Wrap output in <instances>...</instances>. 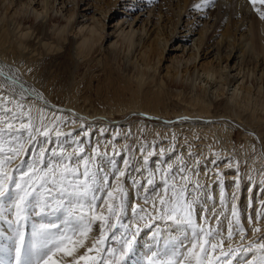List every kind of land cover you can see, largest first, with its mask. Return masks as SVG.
<instances>
[{
    "label": "snow or ice",
    "instance_id": "snow-or-ice-1",
    "mask_svg": "<svg viewBox=\"0 0 264 264\" xmlns=\"http://www.w3.org/2000/svg\"><path fill=\"white\" fill-rule=\"evenodd\" d=\"M249 2L264 19V11L255 7L264 0ZM213 3L202 0L194 6L204 9ZM0 78V222L6 226L0 227V264H233L238 253L254 249L260 257L253 264H264V243L232 246L234 236L243 241L247 230L235 192L229 205L223 172L215 173L221 210L206 206L207 199L215 198L194 178L203 164L193 161L198 154L189 151L188 160L160 161L152 170L151 158L175 147L156 151L155 145L146 150L141 144L143 164L137 168L124 158L121 167L116 156L122 152L113 146L109 156L99 145L87 151L79 134L62 130L76 120L59 109L50 113L42 93L14 72L0 67ZM32 100L44 106L36 108ZM128 150L126 145L123 151ZM213 155L209 163L215 166L222 157ZM226 167L239 173L240 162ZM128 177L134 197L125 186ZM233 183L238 191L239 175ZM149 203L151 211L144 206ZM255 215L251 231L260 233L264 200ZM145 230L151 232V243L143 241Z\"/></svg>",
    "mask_w": 264,
    "mask_h": 264
},
{
    "label": "bare ground",
    "instance_id": "bare-ground-1",
    "mask_svg": "<svg viewBox=\"0 0 264 264\" xmlns=\"http://www.w3.org/2000/svg\"><path fill=\"white\" fill-rule=\"evenodd\" d=\"M30 1L31 0H25V2L22 3L24 5L25 4L30 5ZM108 1L109 3L111 2V0ZM7 2L11 3V0ZM51 2L52 0H40L41 8L40 7H39L40 9L34 8L35 9L34 15L33 16L31 15V17L25 15L21 16L23 15L22 12L17 11V13H21V15L18 14L19 17H17L18 16L17 15L15 16V18H13L14 16L11 17L9 21L6 18L7 17L6 13L1 14L0 12V67H3L4 71L10 72V74L14 72L20 78V80L26 84L27 87L32 89L34 87L35 90L42 93V95L45 93V91H49L50 89H54V88H61L63 87L64 84V83L60 84L58 82H57L58 84H55L56 82L53 78L43 77V71L49 65V60H48L49 57L51 56L53 57L52 59L50 58V62L53 61L58 64L61 63L62 64L61 66L70 65V62L73 59L72 54H75V56L78 57L79 59L83 58L85 60L97 49V47L94 46L93 44H95L94 42L97 39H100L102 33L99 29L102 26L100 27L97 26L95 22L92 24L89 23L88 25L85 23L79 24V22L75 18H73L75 12L74 7L71 9V11L68 14L64 15L65 19L64 21H62L60 15L56 16L55 13L57 10L53 9L54 3L52 4ZM61 2H64V0H61ZM72 3L76 4L77 6L79 4L78 0H72ZM183 3L188 7L190 6V1L188 2V0H183ZM255 7L260 8L261 11H264V5H261L259 2H257ZM209 8H213L212 12H214L210 15L212 19V23H211L212 25L221 22L224 19V15H227V20L229 18V22H227V26L223 28V31L221 33V40L219 41V43L216 44V47L214 48L215 49L214 54L216 55V58L218 59L219 62L224 61L225 63L229 62L230 64V62L232 61L236 62L237 60V64L239 66L237 67V71L238 74L241 73V81L238 88H240L244 92L243 95L241 96V98L243 99L242 102L239 101L238 99L237 102L236 99H234L237 98L238 96L237 93H234L236 89L238 90V88L235 87L233 89L234 94H231L230 100L231 101L234 100L238 104H241L242 106L240 105L238 106L240 107L239 109L241 108L244 109L246 106H249V104H251V102L253 101L254 103L257 102L256 104H258L260 103L261 100V104L264 105V77L263 75L260 74L257 77V79L260 78L258 81L256 80V78L255 81H252V78H254L252 76L253 69L250 71L249 67H246L250 62L254 64L253 61H255L254 66H256V59H254L256 56H258L257 58L260 61V64L264 65V42L262 41L263 38L260 35L261 34L260 31L264 29L263 28L264 21L261 19L260 14L255 10V8L249 2V0H214V3L210 5ZM5 9L7 10V8ZM110 10L111 9L109 8L107 10L101 9L102 11L101 13L103 12L106 13ZM14 12L15 10L13 11L12 15L15 14ZM80 14H82V12ZM178 14H180V10ZM39 15H41L40 17L41 19L36 21L35 19L39 18ZM11 20H14V22H12L13 26L10 28L9 25ZM177 20H178V15L175 23L177 22ZM240 20H242L241 24L245 22L248 23V24L246 23L248 25V29H246L248 30V33L244 35L242 32L241 34L244 35V37L238 39L236 45H234L235 44L233 43L234 41L230 42L228 40L229 38L226 37L228 35L230 36L231 30L236 29L237 22ZM96 22L97 24L98 22L102 23L103 19L99 17L97 18ZM51 27H53L52 32L49 31ZM70 28L74 30L76 28V31L74 33L79 34L77 39L72 38L73 36L67 33V31L70 30L72 32L74 31ZM134 32L135 30L133 29L127 31L121 29L118 32L119 35L118 40H121L120 42H122V44L128 48L131 45H134L135 43ZM234 33L232 32V34ZM118 40H115L113 44H115L116 41ZM208 40H209V35H204L203 33L199 34V38L197 39L198 42L197 47L199 48L202 45V47L199 48L202 53L204 50L203 47L205 46L206 43H208ZM219 44L220 45L222 44V46L224 45V49H226L223 51L225 54L224 56L221 55V47L219 46ZM207 45L208 44H206V46ZM151 48H148V51L153 50V48L152 49ZM72 50H74V52ZM146 51L147 50H144L141 54L142 64L145 66L149 64L148 55L145 53ZM103 60L104 63L109 62L106 54ZM157 60L159 61V58L156 59V61ZM227 63L225 65H227ZM244 65H246L245 66L246 70ZM186 70L187 69H185V71ZM146 72L143 70L137 71V73H135V78L137 79V83L134 84L128 78L124 79V81L123 80L117 81L118 84L117 83L116 84L118 85V89L117 91H115V94L112 95L111 98L113 99L110 98L108 100L109 102L108 105H106L105 109H92V111H88V109H86L83 104L80 105L79 103H76L78 95L75 94H71L72 96L70 95L71 97L66 107H57V108L52 107V105H50L45 98L44 101L47 102L50 113L55 112L57 109H59L62 110L63 115L72 117L73 119L76 120L75 123L69 122L62 129L63 131L68 132L69 128L79 127L81 124H83L85 128L83 134H81L82 131L79 130L75 132L74 136L77 134H79L80 136H84L85 132H89L90 130H93L95 132L94 133L95 137L93 141H91L93 143L92 146H96V144L98 143V145L100 146V150L101 151L106 150L109 156L113 154V146L117 151L122 152V155H120L121 157L119 164L121 167H123L122 160L124 158H127V151H123V150L126 146L127 143L126 139H128L127 137L129 134L127 132L129 130L128 123L125 122L123 123L122 122L123 120L120 118H118L117 120L108 121L107 118L105 117L110 114L111 116L115 113L119 114V112L125 110H129L128 112H132V111H142L141 113L146 112L145 115L147 113L157 115L160 113L164 114L166 112L165 109L164 110L161 109V106L165 104L163 88L157 85L156 79L153 77V75L150 76V79H148L147 82H144L143 75H145ZM201 73L202 75L205 76V80H209L213 78L212 81L214 83V86L216 82L219 81V80L218 81L214 80V78L217 76H218L217 78H221L219 76H222L223 78V82L219 81V84L220 83L231 84L233 80L229 78L227 74H225V76L223 77L219 69L207 65H201ZM22 76H30L31 78L43 77L44 81L43 80L42 81L44 83L42 82L43 84L40 85L41 87L37 88L36 85L33 86L32 84L26 83ZM189 76H190L189 78L190 80L182 85L183 86L182 89L179 88L182 91L180 90L179 92L174 93V96L179 95L180 96L179 99L183 102L181 105L178 106V111L177 109L175 110L172 109V112L175 115L181 113L177 117L179 118L182 117V118L178 119V121L174 124L165 125L166 127H164V130L160 132L157 138L158 140L156 141L155 149L159 150V148L169 149L175 147V151L168 153L170 154V156L168 160H165L168 163H173L177 156H183L185 160H188L189 151L198 154L193 158V161L195 159H199L203 161V164L199 169V176L195 177V174L193 175L194 178L199 180V182L205 183V185L204 183L203 185L206 186L204 191L207 193V196L215 198L214 199L215 203L210 202L208 201L209 199H207L206 204L209 203L207 205L210 209L212 207H215L217 213H219V211L221 210V206L220 204L215 205L216 202L219 201V192H220V186L217 183H215L216 181L215 173L217 171L222 172L224 169H228L226 167V164L228 162L239 161L240 162L239 173H237L236 170L234 169H230L225 177L227 183H225L224 188L229 195V205H230L232 202L231 194L235 192L236 197H238L237 196L238 192L235 188V184L233 183V181L236 180L238 175L242 177L243 176L252 177L251 181H249L250 183L248 188L246 185L247 190L242 192L241 204L245 202L248 205L249 193H251L249 192V187L251 186V183L257 182L259 185L261 184L259 182L261 181L260 178L264 179V147L259 149L258 144L257 145L252 144L253 136L251 134L252 131H250L252 128H256L257 131L260 132V135L258 136L261 138V140H263L264 114L262 113L255 114V109L251 107L252 110H250V113L245 114L247 120L243 119L241 115L244 111L239 109L238 110L234 109L232 107L233 106L232 102L228 101V99L218 100L215 102L212 101L211 98L207 99L204 91H197V90L194 91V89L192 90L191 85L193 86L192 81L195 78V74L193 72L192 73L189 72ZM2 79L3 78H0V80ZM247 80H250V83L252 84L251 86H253L254 88L253 91H256L257 93H261L260 97L253 99L252 94L254 92L253 93L251 92L252 87L249 85L246 86L244 84ZM142 81L143 83H146L144 87L141 86ZM152 85L156 86L157 89L154 90L151 87ZM215 87H217V85ZM220 87H221L220 89H222L223 85ZM17 90L19 91V89ZM119 90H121L122 93H127L128 98H126V101L119 100L122 97L121 91ZM125 95L126 94H124L123 96L125 97ZM118 96H120V98H118ZM44 101L32 100L31 103H33L34 106L38 108L44 106ZM263 108L264 107H262L261 110H264ZM93 115L99 116L98 118L101 119H106L108 122L88 121L87 119H91ZM146 117H148V115ZM187 117H191L194 119L186 120ZM226 118H229L230 119L229 121L232 122L229 123ZM116 121L118 122L115 123ZM233 121L234 123L242 124V125L244 124L243 126H245L243 132V137H244L243 144L241 149L238 151H235V148L237 147L238 144L236 143L237 139L235 140L234 138V135L236 134L237 130L234 131L233 124H231L233 123ZM147 124H146L147 126L146 129H148L149 128L148 126H150L149 123ZM131 125H132L131 128L136 131L137 128L135 127V125H133V123ZM139 126L138 128H140ZM156 127L159 128L160 126L158 125ZM173 136H175L174 140H173ZM84 140L86 142V139ZM141 144L143 143H140L137 148V153L140 154L139 157L141 158L139 160L135 158V161L138 162L135 163L134 166L137 168L142 165L141 152L138 150ZM105 145H107V149H104ZM150 146H152L150 142L147 143V145H144L146 150H152ZM213 153H218L220 157H222V159L218 160L219 162H223L221 165L216 164L215 166H213L211 163H209L210 160L215 158ZM236 153H238V155ZM193 161H189V163H192ZM156 162L157 160H155V163ZM148 168L154 170L155 166L152 165ZM130 178L128 179L129 182L127 181L128 184H126L125 182V186L128 187L131 196L134 197L135 190L132 191L131 188H129V185L131 183ZM211 185H213L214 187L213 191H212L213 187L212 188L210 187ZM256 195L257 196H255L254 198L255 201L252 207L253 210L251 212L249 210L250 214L249 213L247 214V212H243L244 211L243 209L242 211L243 214L240 216V218L243 220L244 228L247 230V235L243 241L240 240L238 234L235 235L231 242L232 245L235 244L236 241L238 242L239 240L241 243H244L245 241L249 240V237H254L256 234L253 233L251 229L252 227L256 226L255 214L260 210L261 201L264 200V191L261 192L260 196H258V194ZM237 199L235 202L239 204V201L237 202ZM131 202L141 205H143L144 203L143 200L140 199H133ZM144 206L148 209V207L151 206V203ZM238 206L241 207L240 205ZM229 212H230V207H229ZM249 216L252 217L251 224L248 222ZM259 226L261 229H264V219H261L259 221ZM225 232H226V228H225ZM260 243H264V239H261ZM225 246H227V241Z\"/></svg>",
    "mask_w": 264,
    "mask_h": 264
},
{
    "label": "rangeland",
    "instance_id": "rangeland-1",
    "mask_svg": "<svg viewBox=\"0 0 264 264\" xmlns=\"http://www.w3.org/2000/svg\"><path fill=\"white\" fill-rule=\"evenodd\" d=\"M7 1L9 0H0V12L1 14L6 13L7 15L6 18L9 21L11 17L14 16L13 18H15V16H17L18 14L21 15V13H17V11L22 12L23 15L21 16L25 15L31 17V15L32 16L34 15V11H35L34 8L37 9L41 8L40 0H31L30 5L29 4L24 5L23 3L25 2V0H11V3ZM189 1H190V6L188 7L187 5H184L183 0H111L110 3L108 0H78L79 3L78 6L76 4H73L72 0L71 1L64 0V2H61V0H56V1L52 0L51 3L52 4L54 3L53 9L57 10L55 14L56 16L60 15L62 21H64L65 19L64 15L68 14L71 11V9L74 7L75 12L73 18H75L79 22V24L85 23L88 25L89 23L92 24L95 22L97 26L99 27L102 26L99 28L102 33L100 39L96 40L97 43L95 41L94 42L95 44H93L94 46L97 47V49L85 60L83 58L79 59L78 57L75 56V54H72L73 59L70 62V65L61 66L62 65L61 63L58 64L53 61L50 62V58L52 59L53 57L52 56L49 57L48 59L49 65L48 67H46V69H44L43 77L53 78L56 82L55 84L58 83L60 84L64 83V84L63 87L61 88L50 89L49 90L50 92L45 91V93L43 94L44 98L47 100V102L50 105H52V107H56V108L66 107L69 103L70 97L72 96L71 94H75L78 95L76 103H79L80 105L83 104L85 108L88 109V111H92V109H105L106 105H108L109 102L108 100L112 97L113 94H115V91H117L118 89L117 81H121V80L124 81V79L128 78L133 84L137 83V79L135 78V73H137V71L139 70L141 71L143 70L145 72L147 71L146 74L143 75L144 82H147L148 79H150V76L153 75V77L156 79L157 85L163 88L165 104L161 106V109L166 110L164 114L160 113L156 115V114L147 113L144 116L140 114L142 111L128 112L129 110H125L119 112V114L115 113L112 116L110 114L105 117L107 118L108 121L117 120L118 118H120L123 120L122 121L123 123L124 122L128 123L129 130L127 132L129 134L127 137L128 139H126L127 140L126 145L128 146L129 150L127 151V158L133 161V165H135V163L138 162L135 161V158H137V160L141 158L139 157L140 154L137 153V148L140 143H143V145H147V143L150 142L152 145L156 146V141L158 140L157 138L160 132L164 130V127H166L165 125L174 124L178 121V119L182 118V117L180 118L177 117L181 113L175 115L172 112V109L174 110L177 109L178 111V106L181 105L183 102L179 99L180 96L179 95L174 96V93L179 92L183 88L182 85L190 80L189 72L190 73L193 72L196 78V79L194 78L192 81L193 84V86L191 85L192 90L194 89V91L196 90L204 91L207 99L211 98L212 101L215 102L224 99H228V101H231L230 100L231 94L237 93L238 96L237 98L234 99H236L237 102L238 100L242 102L243 98H241V96L243 95L244 92L240 88H238L241 81V73L238 74L237 71V67H239L237 64V60L236 62L234 61L230 62V64L229 62L228 63L226 62L227 65H225L226 63L224 61L219 62L218 59L216 58V55L214 54L215 51L214 48L216 47V44L219 43V41L221 40V33L223 31V28L227 26V22H229V18L227 20V15H224V19L221 22L212 25L211 24L212 19L210 15L214 13L212 12L213 8L208 7L204 9H198L194 5H196L197 3H201L202 0H188V2ZM37 3H39L40 5ZM5 8H7V10ZM108 8L111 10L106 13L104 12L101 13L102 12L101 9L107 10ZM14 10H15L14 12L15 14L12 15ZM179 10H180V14H178ZM81 12L82 14H80ZM19 15L17 17H19ZM177 15H178V20L175 23ZM40 17L41 15H39V18H36L35 20L36 21L40 20L41 19ZM99 17L103 19V22L102 23L98 22L97 24L96 20ZM262 20L264 21V19ZM12 22H14V20H11L9 25L10 28L13 26ZM241 22L242 20L238 21L236 25V29L231 30L230 36L228 35L229 37L228 36L226 37L229 38L228 40L230 42L234 41L233 42L235 43L234 45H236L238 39L244 37V35L248 33V30H246L248 29V25H247L248 23L245 22L241 24ZM76 28L75 30L70 28L74 30L73 32L71 30L67 31V33L73 36L72 38L74 39L75 38L77 39L79 36V34L74 33L76 31ZM121 29H123L124 31L130 29L135 30L134 45H131L130 47L127 48L122 44V42H120L121 40H118L119 39L118 32ZM52 30L53 27L49 29L50 32H52ZM232 32L235 33L232 34ZM242 32L244 35L241 34ZM200 33H203L204 35H209L208 43H206L208 45L206 46L205 44V46L203 47L204 48L203 53L199 49L202 47V45L199 48L197 47L198 45L197 39L199 38ZM260 33H261L260 34L261 37L263 38L262 41L264 42V29H262ZM115 40L118 41H116V43L113 44ZM219 46L221 47V55L224 56L225 54L223 51L226 49H224V45L222 46V44L221 45L219 44ZM151 47L153 48V50L148 51V48ZM144 50H147L145 53L148 55V60H149V64L147 66L142 64L141 54ZM72 51L74 52V50ZM105 54L109 60V62L107 63H104L103 60ZM257 57L258 56L254 58L256 59V66H254L255 61H253L254 64L250 62L248 65L246 64L247 66L244 65V67L245 66L249 67L250 71L253 69L252 76L254 78H252V81H255V78L258 81L260 78L257 79V77L260 74L263 75L264 77V65L260 64V61L258 60ZM158 58L159 61L158 60L156 61V59ZM201 65H207L219 69L223 77L225 76V74H227L229 78L233 79L232 83L230 82L231 84H226V83L219 84V81L223 82V78L222 76H219L221 78H217L218 77L217 76L214 78V80L217 81L219 80V81L216 82L215 86L217 85V87H215L212 81L213 78L209 80H205V76L202 75L201 73ZM185 69L187 70L185 71ZM22 77L26 83L32 84L33 86L36 85L37 88L41 87L40 85L44 83L43 77H37V78L36 77L31 78L30 76H22ZM143 81L141 82L142 87H144L146 84L143 83ZM244 84L246 86L252 85L250 83V80H247ZM222 85L223 88L220 89L221 88L220 86ZM151 87L154 90L157 89L156 86L152 85ZM235 87L238 88V90L236 89L233 93V89ZM251 87H250L251 92L252 93L254 92L252 94L253 99L260 97L261 93H257L256 91H253L254 88L253 86ZM33 89L35 88L33 87ZM121 94H122L121 98L120 96H118V98H120L119 100L126 101V98H128L127 93H122L121 91ZM124 94H126L125 97L123 96ZM231 102L233 104L232 107L234 109L238 110L240 108L238 106L239 105L242 106L241 104H238L234 100H232ZM256 103H254L253 101L251 102V104H249V106H246L244 109L242 108L239 109L244 111L241 115L243 119H246L245 114L250 113V110H252L251 107L255 109V114L256 113L264 114V110H261V108L264 107V105L261 104V100L260 103L258 104ZM147 115L148 117H146ZM98 117L99 116L93 115L91 119H87V120L91 122L94 121L108 122L106 119H101ZM190 119L193 120L194 118L191 117L186 118V120H190ZM226 119L229 123L232 122L229 121L230 120L229 118ZM117 122L118 121H116L115 123ZM132 123L137 128L136 131L131 128ZM147 123L150 124V126H148L149 127L148 129H146ZM231 124H233L234 131L237 130L236 134L234 135V138L235 140L237 139L236 143L238 144L237 147L235 148V151H238L241 149L243 144V140H244L243 132L245 126H243L244 124L242 125V124L234 123V121ZM158 125L160 126L159 128L156 127ZM138 126L140 128H138ZM79 130H81L82 131L81 134H83L85 128L84 127L80 128V126L71 127L69 128L68 131H73V136H74L75 132ZM250 131H252L251 132L253 136L252 140L254 142V143L252 142V144L253 145L258 144L259 149L264 147V138L263 140H261V138L258 136L260 135V132H258L256 128H252ZM88 133L89 135L87 137L84 136L81 137L83 138V140L86 139V142L84 140V143L87 147V150L91 151V147H93L92 146L93 143L91 141H93L95 137L94 135L95 132L93 130H90ZM69 140H71V137H69ZM96 145H98V143ZM155 150L158 151L157 149ZM236 154L238 155V153ZM169 156L170 154H167L166 156L163 157L153 156L149 161L148 167L152 165L156 166V163H159L160 161L168 160ZM120 157L121 156L119 157L116 156L118 163L120 161ZM155 160H157L156 163ZM141 163L143 164V160ZM222 163L223 162H219V161L217 162V164L219 165H221ZM229 170L230 169H224L222 171L224 173L223 176L224 185L225 183H227L225 177L228 174ZM129 171L131 172V169ZM131 175L136 176L137 178H141L140 173L138 172L137 173L131 172ZM144 175L146 176L147 174ZM239 177H240V189L237 191L238 192L237 196L239 197V198L237 197L238 198L237 202L239 201L238 205L242 207V208L239 207L240 216H241L243 212H247V214L248 213L250 214V212L253 210L252 207L255 201L254 198L255 196H257L256 194L260 196L261 192L264 191V184L258 185L257 182L251 183V186L249 187V192L251 193H249L248 205L245 202L241 204L242 192L247 190L250 183L249 182L250 176H243V177L239 176ZM129 178L130 177H128L125 180L126 184H128ZM203 183L200 182L201 185H203ZM210 187L212 188L213 185H211ZM129 188H131L132 191L135 190L131 187V183L129 185ZM213 189L214 187L212 188V191ZM201 195H203V193H201ZM208 201L215 203L214 199L212 200L209 199ZM207 204L206 206L208 207ZM217 204H220V201H217L215 205ZM151 208L152 206H149L148 210L151 211ZM241 222L243 223L242 219ZM1 226L4 227L5 225H3L2 222H0V227ZM161 227L163 229L164 227L163 224L161 225ZM145 232H147V234L144 235L143 237L144 241L147 243H151V232L148 230H145ZM261 232H260L261 234L256 233L254 237H249V240L245 241L244 243H241L240 240L238 242L236 241L235 244H233L232 246L246 247L248 246L249 242H254L259 244L261 242V239H264V229H261ZM259 257H260V252L255 249L249 252H240L237 254V257L234 258L233 264H253V262L259 259Z\"/></svg>",
    "mask_w": 264,
    "mask_h": 264
},
{
    "label": "water",
    "instance_id": "water-1",
    "mask_svg": "<svg viewBox=\"0 0 264 264\" xmlns=\"http://www.w3.org/2000/svg\"><path fill=\"white\" fill-rule=\"evenodd\" d=\"M140 114L145 115V113H140Z\"/></svg>",
    "mask_w": 264,
    "mask_h": 264
}]
</instances>
